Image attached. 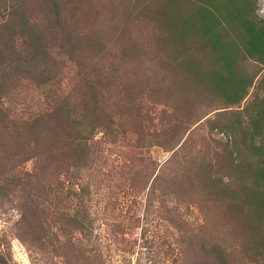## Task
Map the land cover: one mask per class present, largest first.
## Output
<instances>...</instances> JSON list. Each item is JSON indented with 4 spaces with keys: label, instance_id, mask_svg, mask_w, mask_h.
I'll return each instance as SVG.
<instances>
[{
    "label": "rangeland",
    "instance_id": "rangeland-1",
    "mask_svg": "<svg viewBox=\"0 0 264 264\" xmlns=\"http://www.w3.org/2000/svg\"><path fill=\"white\" fill-rule=\"evenodd\" d=\"M62 2L101 44L83 42L81 66L56 53L51 90L24 80L5 101L0 264H264V0ZM91 79L114 130L83 168L50 127L38 146L16 133L47 93L89 97Z\"/></svg>",
    "mask_w": 264,
    "mask_h": 264
},
{
    "label": "trees",
    "instance_id": "trees-1",
    "mask_svg": "<svg viewBox=\"0 0 264 264\" xmlns=\"http://www.w3.org/2000/svg\"><path fill=\"white\" fill-rule=\"evenodd\" d=\"M2 1H10L8 15L0 21V123L6 127V121L15 115L8 112L5 101L15 95V89L17 91L24 80H31L37 87L51 90L60 65L56 53L65 52L68 58L81 66L83 61L79 56H82L83 42L86 40L94 47L100 45L101 41L79 32L67 18L62 0H39V3L48 6L47 24L35 17L30 0H0V3ZM72 9L71 17L75 18L79 6L75 5ZM258 38L260 41H250L262 51L264 47L260 43L264 42L263 34H259ZM85 93H89V97L83 96L81 99L68 95L55 97L47 93V104L28 119H24L22 125L17 126L16 133L22 136L27 132L38 146L41 133L50 127L56 134L54 140L65 143L64 152L75 160L78 168H83L93 154L91 151L96 144V130L101 127L110 132L114 130L111 118L104 122L101 117L104 109L99 105L92 79ZM11 121L14 122V118ZM49 140L52 137L48 139L50 143ZM83 189L82 187L75 191L79 196L75 207L76 216L84 206ZM215 247L220 254L227 256L228 252L221 244Z\"/></svg>",
    "mask_w": 264,
    "mask_h": 264
}]
</instances>
